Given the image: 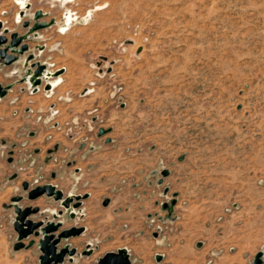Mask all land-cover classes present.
<instances>
[{
  "label": "rangeland",
  "instance_id": "374dc122",
  "mask_svg": "<svg viewBox=\"0 0 264 264\" xmlns=\"http://www.w3.org/2000/svg\"><path fill=\"white\" fill-rule=\"evenodd\" d=\"M25 3L22 11L15 0H0L6 37L24 33L22 23L31 25L36 10L46 13L39 21L52 23L35 30L40 37L29 34L24 40L28 50L15 62L0 65V83H24L19 78L28 54L33 55L29 61L65 67L75 84L92 81L97 69L108 65L105 91L111 105L122 104L121 121L133 128L131 133L141 129L151 139H162L165 156L159 164L168 170L174 155L181 184L191 198L201 199V212L233 218L229 231L236 250L251 259L259 249L264 253V0ZM63 6L75 20L59 33ZM43 44L53 49L43 50ZM91 106L81 104L84 119L70 122L66 133L79 130L72 128L76 124L95 128L90 117L96 107ZM67 211L61 215L65 223L70 221ZM146 225L155 233L166 228L157 218Z\"/></svg>",
  "mask_w": 264,
  "mask_h": 264
},
{
  "label": "crops",
  "instance_id": "0c3cea01",
  "mask_svg": "<svg viewBox=\"0 0 264 264\" xmlns=\"http://www.w3.org/2000/svg\"><path fill=\"white\" fill-rule=\"evenodd\" d=\"M46 46L43 44V50L53 49V45ZM44 63L55 73L47 81L41 79L35 90L27 83L15 86L14 82L10 93L0 97V264H34L38 255L34 244L12 250L15 233L12 210L7 207L12 196L24 195L20 183L34 178L38 185L53 184L64 194L87 193L78 210L66 212L67 216L70 211L74 213L70 221L65 223L63 216L58 217L62 222L58 230L72 225L84 227L80 235L70 237L76 245L66 240L71 246L77 251H83L87 244L93 248L88 256H73L75 264H94L103 253L117 248L126 250L130 264H156V255L160 264L250 263L251 256L231 245L235 241L229 231L234 230L233 218L225 221L214 211L208 216L200 211L201 199L191 198L181 184L174 155L168 159V170L159 164L165 156L162 139H151L141 129L131 133L133 128L121 121L122 104L111 105L110 94L105 91L110 85L108 65L104 71L98 68L92 81L75 84V75H67L65 67ZM88 85L90 90L81 94ZM82 103L96 107L90 117L95 128L90 130L89 124H83L79 130L66 133L70 122L84 119ZM98 129L104 133L98 135ZM54 145L56 150L47 153ZM12 166L24 169L13 171ZM162 170L167 175L161 176ZM12 173L16 177L10 179ZM56 203L39 196L22 199L17 205L37 206L42 216H29L36 220L51 219V213L59 209ZM151 218L164 222L165 230L150 231L146 224ZM29 239L37 238L29 235L23 243ZM216 250L221 252L210 257Z\"/></svg>",
  "mask_w": 264,
  "mask_h": 264
},
{
  "label": "water",
  "instance_id": "95a60500",
  "mask_svg": "<svg viewBox=\"0 0 264 264\" xmlns=\"http://www.w3.org/2000/svg\"><path fill=\"white\" fill-rule=\"evenodd\" d=\"M34 12V17H32L34 22L31 25H27L26 21L22 23V26L27 29L22 34H17L12 31L8 34V37H6L4 34L9 30L7 27H4L0 21V65H10L15 62L20 55L28 50L27 44L24 40L28 38L29 34L34 37L35 35L33 32H35V30L49 26L46 25L47 23H44V21L38 20L41 17L39 10ZM50 22L52 23L51 19ZM30 59H33L32 54H28L25 63H23L25 66L23 75L25 73H31V77H34L32 83L37 86L41 82L40 77L45 69V64L39 61H29ZM54 74L55 73H53V75ZM19 82L26 83L22 76L19 78ZM10 87V83L0 85V97H3ZM45 88L47 89L48 85H46ZM32 89L35 90V87H32ZM103 133L104 130L98 129V135ZM56 147L57 146L54 145L47 151V153L54 152ZM7 161L10 162L11 158H8ZM160 175H167V171L162 170ZM15 177L16 173H12L9 178L12 179ZM20 186L24 195L12 196L9 205L7 206L12 210L11 227L15 233V240L11 246L12 250H18L21 248L27 249L34 244L36 251L38 252L36 257L37 264H63L64 261L71 262L75 255L88 256L91 254L93 248L88 244L83 251H77L76 247L71 246L66 242L68 238L80 235L84 231L83 226L72 225L58 230L62 224L58 217L62 215L63 210H78L81 205V200L87 197V193L63 194L60 189L50 183H43L29 187L27 181H22ZM39 196H44L52 201L58 202L61 209H58L56 213H51V219H47V217H42L36 220L29 219V216L42 214L40 213L39 208L37 206L27 205L21 207L17 205V202L22 199L34 200ZM103 204H106V200L103 201ZM162 206L165 208L166 203ZM68 217L73 218L74 213L70 211ZM29 235L37 238L36 241L29 239L26 243H23V240ZM61 242H63L62 245H59ZM159 260L160 256L156 255V264H160L158 263ZM94 264H130V260L128 253L124 248H117L115 251L103 253L95 260ZM250 264H264V253L262 250L259 249L254 253Z\"/></svg>",
  "mask_w": 264,
  "mask_h": 264
},
{
  "label": "bare ground",
  "instance_id": "6f19581e",
  "mask_svg": "<svg viewBox=\"0 0 264 264\" xmlns=\"http://www.w3.org/2000/svg\"><path fill=\"white\" fill-rule=\"evenodd\" d=\"M16 4L18 5V7L24 11V9L27 7V4L25 3V0H15ZM59 1L60 4L65 5L66 3L71 2L72 0H57ZM104 7V6H103ZM64 8V12H63V16H62V20L60 22V24H57V27L59 28V31L62 33L67 29V26L73 21L75 20V16L73 15V12H71L70 9H68L66 6H63ZM96 8H99V6ZM95 9V8H94ZM41 13V17L43 18L44 16H46L45 12H42V10H39ZM93 11V10H92ZM35 13V12H34ZM34 13L32 14V17H34ZM90 14V11H88V15ZM19 15L16 17L18 19ZM85 19V18H83ZM75 22V21H74ZM44 23H47L46 25H51L50 20L49 21H44ZM73 23V22H72ZM71 25V24H70ZM48 27V26H47ZM46 28V27H45ZM34 35H36V32H33ZM45 64V69L43 70L42 74H41V79L44 81H47V78L53 75V71H51V69L48 68V64ZM32 74L31 73H25L24 75H22V77L24 78V81H26L27 85L32 86V87H36L32 82L34 80V77H31ZM58 77V76H57ZM59 78V77H58ZM60 80V79H59ZM56 79L51 80V82H48V86H51L55 83ZM11 86H13L14 82L10 83ZM56 88V87H55ZM50 93V92H49Z\"/></svg>",
  "mask_w": 264,
  "mask_h": 264
},
{
  "label": "built area",
  "instance_id": "2783aa9c",
  "mask_svg": "<svg viewBox=\"0 0 264 264\" xmlns=\"http://www.w3.org/2000/svg\"><path fill=\"white\" fill-rule=\"evenodd\" d=\"M55 112V111H54ZM83 125V124H82ZM80 128L81 126H79L78 127V125L76 124L75 126H73L72 128ZM67 130H70V129H68V127H67ZM16 169H17V171H21L22 169H24V167H22V166H18V167H16ZM38 180L36 179V178H34L31 182H29V185H38V182H37Z\"/></svg>",
  "mask_w": 264,
  "mask_h": 264
}]
</instances>
